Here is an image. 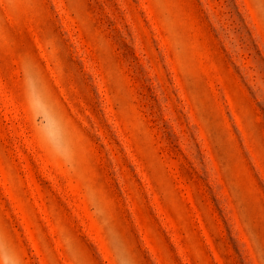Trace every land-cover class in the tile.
<instances>
[{"label": "rangeland", "instance_id": "obj_1", "mask_svg": "<svg viewBox=\"0 0 264 264\" xmlns=\"http://www.w3.org/2000/svg\"><path fill=\"white\" fill-rule=\"evenodd\" d=\"M0 264H264V0H0Z\"/></svg>", "mask_w": 264, "mask_h": 264}]
</instances>
